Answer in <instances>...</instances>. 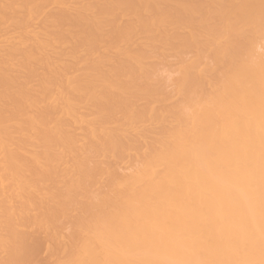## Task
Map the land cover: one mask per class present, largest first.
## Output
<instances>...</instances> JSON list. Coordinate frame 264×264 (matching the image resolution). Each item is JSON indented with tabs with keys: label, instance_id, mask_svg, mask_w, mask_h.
Here are the masks:
<instances>
[{
	"label": "bare ground",
	"instance_id": "6f19581e",
	"mask_svg": "<svg viewBox=\"0 0 264 264\" xmlns=\"http://www.w3.org/2000/svg\"><path fill=\"white\" fill-rule=\"evenodd\" d=\"M29 1L8 0L9 7L0 0V20L6 22L11 7L15 13V17L10 13L6 25L20 19L25 30L26 20L32 25L34 20L44 23L46 34L37 38V49L22 56L20 67L26 70L29 63L33 67L53 39L63 41L62 35L73 29L80 32L73 37L71 54L82 67L69 75L49 59H37L40 64L45 61L41 65L47 64L46 70L49 67L44 79L33 67L27 69L25 82L17 81L8 63L4 72L9 77L0 76V103L6 99L0 105V225L5 231L0 230V254H8L3 264L24 261L23 253L27 257L24 227L33 224L55 231L57 222L78 205L83 211L78 215L84 217L72 221L76 231L59 264L196 260L259 264V171L242 176L235 157L242 150L252 158L259 153L264 78L260 0H32V6ZM71 1L77 5L75 15H49L51 9L65 8ZM23 4L31 8L25 13L27 6L21 7L25 16L18 14ZM94 11L97 15H92ZM114 16L133 20L121 27L117 20H109ZM107 27L110 31L105 33ZM183 30L190 34L182 35ZM24 35L13 51L32 40ZM138 37H146L150 50L167 43L181 56L175 93H167L162 80L157 85L152 82L158 78L151 76L156 74L149 73L145 62L155 53L133 50ZM104 43L117 54L101 55ZM81 51L86 56L79 58ZM189 53L193 57L188 58ZM37 77L42 83L35 91L31 83ZM139 99L147 104L137 106ZM86 108L94 110L90 119L80 113ZM73 124L86 127L85 139L78 137L88 142L70 134ZM15 133L23 134L26 141L12 144ZM135 134L143 136V145L128 139ZM150 134H157L156 138ZM10 144L25 146L16 150ZM27 144L41 149L28 153L32 159L26 157ZM103 153L124 162L136 153L138 163L125 176L113 171L103 179L95 171L98 166L91 171L83 162L87 154ZM64 161L67 168H60L64 170L60 176L56 163ZM99 175L107 190L92 196L91 202L90 198L81 202L90 186L102 184ZM241 230L245 243L237 240ZM59 232L53 233L54 238Z\"/></svg>",
	"mask_w": 264,
	"mask_h": 264
},
{
	"label": "rangeland",
	"instance_id": "374dc122",
	"mask_svg": "<svg viewBox=\"0 0 264 264\" xmlns=\"http://www.w3.org/2000/svg\"><path fill=\"white\" fill-rule=\"evenodd\" d=\"M7 1L8 0H6V2H4V0H3V4L4 5H6V3H7ZM12 2L13 1H16V0H11ZM18 1V0H17ZM25 1V0H24ZM32 1V0H31ZM31 1H29L28 3H29V5L30 6H32V3H34V2H36V0L34 1V2H31ZM129 1H131V2H137L138 0H129ZM198 1H203V0H198ZM2 2V1H1ZM10 2V1H9ZM15 3V2H14ZM25 3V2H24ZM71 3V5H69V6H67V7H65V8H61V9H51L50 10V12H49V15H52L53 17L54 16H56V15H59V14H70L71 16H73V15H75L76 14V12H75V9L77 8V5H76V2L75 1H71L70 2ZM101 3H103V1L101 2ZM12 4V3H11ZM22 4V3H21ZM7 5L9 6V3H7ZM13 5V4H12ZM28 5V6H29ZM27 6V4L26 5H24L23 4V6L21 5L20 6V8L21 7H23L24 9H25V7ZM26 7V8H28L27 10H28V12L26 11H24V9L23 8H21V10H19L18 11V14L20 13L21 15L22 14H24V12L25 13H29V10L31 9V8H29V7ZM10 7V6H9ZM8 7V8H9ZM12 8V9H11ZM8 11H10V12H8V14H7V12H5L6 14V22L9 20V17L8 16H10V13H11V16H13L12 14H14V17H15V13H13L14 11V9H13V7H11ZM19 8V9H20ZM13 11V12H12ZM16 12H17V9L15 10ZM97 12L98 11H94L93 13H92V15H97ZM17 14V13H16ZM17 14V15H18ZM149 15H151V14H149ZM20 16V15H19ZM18 16V17H19ZM24 16H25V14H24ZM23 16V17H24ZM17 17V16H16ZM20 18H22V17H20ZM24 18H26V17H24ZM121 18V17H120ZM120 18H119V16H114V17H111V18H109V20H117L116 21V23L117 24H119V26H120V24H121V27L122 26H124V25H122V24H125L126 25V23H128V22H130L131 20H133V19H131V18H124V19H121L120 20ZM11 19L13 20L14 18L13 17H11ZM16 20H18L17 18H15ZM118 19L120 20V22L118 21ZM22 20H25V19H22ZM3 21H4V19H3ZM2 21V19L0 20V23L2 22V23H4V24H2V27H0L1 28V31H0V54H4L3 56H2V58H1V60H3L2 62L0 61V63L2 64H4V66H3V68L2 69H4L5 67H7L8 68V64H9V66H10V71H11V69H12V71H13V73L12 74H14V76L13 75H11L10 77H17L18 79H17V81L19 80H21V82L22 81H24L25 82V80L28 78V73L27 72H30V71H28L27 69H29V68H33L34 67V69H36V70H34V71H37L38 73H39V76L42 74H44V76H42L43 77V79H44V77L46 78V76L47 75H45V74H48L49 73V71L47 72V70H48V68H47V70H46V68L45 67H47V64L45 65V67H43V65H41L43 62H45V61H43V60H41V64H40V60H37V59H45V60H48L49 62L48 63H51L52 64V66L54 65V64H56L57 66L56 67H58V69L59 68H61V69H65V70H67V72H68V74L70 75H73L74 74V72L75 71H77L78 69H80L82 66L80 65V63L81 62H79V60L80 59H78L77 57H75V56H73L71 53L73 52V50H74V47H75V42H74V39H73V37H74V35L75 34H77V33H79L80 32V29H73V30H71L70 32H68V33H65V34H63L62 35V39H63V41H61L60 39H57L56 37H54V38H56V39H53L52 41H51V48L49 49L48 48V50L46 49L45 50V52H44V54L42 53V55H40V56H38V57H40V58H35L36 60H32L33 62H32V65H33V67H31L30 66V63L28 64L29 65V67H27V64H26V62L24 63V64H26V67H27V71L24 69V68H21L22 66L20 65V62H22V60L24 61V59L22 58V56L24 57V55L26 54V52L27 53H29L30 52V50L32 51H34V48H36L37 49V46H35V45H38V39L37 38H40V39H42L43 38V36L46 34V32L45 31H43V25H44V23L41 21H38V22H36V20H34L35 21V23H33V25L31 24L32 22L31 21H27L26 20V23H25V25L26 24H28V25H32L31 26V28H29V30H28V25H27V29H23L22 27L24 26V24L21 26V24L19 23L21 20L19 19V22H17V24H15L14 23V20H13V24L11 23H8V25H6V22L4 21L3 22ZM111 21V22H112ZM28 22V23H27ZM3 25H5V28H3L4 26ZM18 25V26H17ZM0 26H1V24H0ZM22 28V30H21V28ZM3 28V29H2ZM26 30L28 31V34L31 36V38H32V40L30 39H28V37H29V35H27L25 32H26ZM25 31V32H24ZM110 31V29H109V27H107L106 29H105V33H107V32H109ZM23 33H25L27 36H25ZM49 34H52V31H49L48 32ZM24 35V37H27V39H28V43L27 44H25V45H22V46H20V47H18V48H16L15 49V51H13L12 50V48H14V47H17L16 45H18V44H20L19 42H21L20 40L21 39H24V38H22L23 37V35ZM181 34L182 35H189L190 34V31H188V30H183V31H181ZM176 35V34H175ZM30 38V37H29ZM38 41V42H37ZM37 42V43H36ZM11 44V45H10ZM15 45V46H14ZM171 45V44H170ZM148 42H147V40H146V37H138L136 40H135V43H134V45H133V50H135L136 52H139V51H154V55H155V57H152V59L151 60H147L146 62H145V66H146V69H149L148 71H149V73H153V74H156V75H151L152 77L154 76L155 78L157 77L158 79H160L159 81H158V79H157V81H156V79H155V81H153L152 80V82H155L156 83V85H157V82L158 83H161L160 81L162 80L163 82L161 83V85H167V88L165 89V91L167 92V93H170V94H173V93H175V91H174V89H175V87H176V84H177V82H178V80L180 79V78H178V77H180L181 76V74H180V71H179V63H180V59L179 58H181V56L179 57L178 56V54L176 53V51H174L173 50V48H171L167 43H158V44H156V46H155V49H152V50H150L148 47ZM11 48V50H9ZM131 48V49H132ZM9 51V52H8ZM47 51V52H46ZM134 51V52H135ZM153 51L151 52L152 53V55H153ZM4 52V53H3ZM8 53V54H7ZM15 54V55H14ZM117 53H115V52H113V51H111L110 49H109V44L108 43H104L102 46H101V55H111L112 57L114 56V55H116ZM9 55V56H8ZM11 56V57H10ZM84 56H86V53L84 52V51H81L80 52V54H79V58H82V57H84ZM37 57V56H36ZM186 57V56H185ZM187 57L188 58H191V57H193V54L192 53H189L188 55H187ZM154 58V59H153ZM9 59H12V60H9ZM7 60V61H6ZM6 63H5V62ZM43 61V62H42ZM39 62V63H38ZM47 62V61H46ZM8 63V64H7ZM5 64H7L6 66H5ZM22 65H23V63H21ZM21 66V67H20ZM51 67V66H50ZM54 67V66H53ZM56 67L55 68H53V69H56ZM7 68H5V69H7ZM52 68V67H51ZM50 68V69H51ZM0 69H1V67H0ZM0 70V76L1 77H3L4 78V76L3 75H5V76H7V77H9V75H10V73L8 74V75H6V73L5 72H7L5 69L4 70ZM52 69V70H53ZM9 70H8V72H9ZM33 70V69H32ZM51 70V71H52ZM5 71V72H4ZM11 71V72H12ZM150 71H152V72H150ZM178 71V72H177ZM4 72V73H3ZM33 73H35V72H33ZM35 75H37L36 73H35ZM141 76H143L144 77V74H141ZM150 76V77H151ZM1 77H0V79H1ZM12 77V78H13ZM36 77V76H35ZM143 77L142 78H140V79H143ZM2 78V79H3ZM29 78H30V76H29ZM38 78V77H37ZM34 78V81L30 84L31 85V87L35 90V91H37L39 88H40V86H38L39 85V83H42L41 81H42V79L41 78ZM16 78H14V80H15ZM33 79V78H32ZM31 79V80H32ZM36 79V80H35ZM41 79V80H40ZM152 79V78H151ZM178 79V80H177ZM145 80V79H144ZM177 80V81H176ZM16 80H15V83L17 82ZM28 82H30L29 80H27ZM27 81H26V83H27ZM40 81V82H39ZM143 83H144V81L143 80H141ZM141 81H138V83H142ZM174 81V82H173ZM21 82H20V84H21ZM155 83H153V84H155ZM176 83V84H175ZM19 84V83H18ZM23 84H25V83H23ZM28 84V83H27ZM173 84V85H172ZM166 85H165V87H166ZM1 91V90H0ZM144 95V93L143 92H141L140 93V97H142ZM8 99L9 98H7V101H8ZM4 100V102H5V100L6 99H3ZM3 100H1L2 102H3ZM9 101L11 102V100L9 99ZM9 101H8V103H9ZM135 101V100H134ZM1 102V103H2ZM136 102V105L137 106H144V105H146L147 104V101H144V100H136L135 101ZM1 103H0V105H1ZM12 103V102H11ZM6 105H7V103H6ZM5 105V103H4V106H6ZM47 105H48V103H47ZM46 105V103H45V106H47ZM2 106V105H1ZM3 106V107H4ZM7 106H10L11 107V105H7ZM44 107V105L42 106V108ZM48 107V106H47ZM5 108V107H4ZM3 108V109H4ZM46 108V107H45ZM0 110H2L1 108H0ZM28 110H34V109H28ZM36 110V109H35ZM35 110H34V112H35ZM23 111H24V109H23ZM22 111V112H23ZM26 111V110H25ZM26 112H30V111H26ZM23 113H25V112H23ZM80 113H81V115L85 118H88V117H91L92 115H93V113H94V110H92V109H88V108H86V109H81V111H80ZM88 119H90V118H88ZM72 124V123H71ZM76 124H73V126L72 127H70V128H72V130L70 129L69 130V132L71 131V135L73 136H75L76 138H78L79 139V137H83L84 139H85V135H86V132H85V129H86V127L85 126H82V125H78V126H75ZM15 126V125H14ZM17 127H18V125H16ZM16 128V127H15ZM159 127H157V129H158ZM14 129V128H13ZM17 129V128H16ZM15 129V130H16ZM81 130V131H80ZM16 132H19V130L18 131H16ZM18 134L20 135V136H18ZM15 133L14 135H16V136H13L15 139H13V137H12V140H14L13 142H11L12 144H14V142H16V140H17V142L20 140V142H21V140L22 141H26L25 140V138L23 137V134H21V133ZM22 135V136H21ZM155 135H157V134H154V135H149V137L151 138V139H155L156 138V136ZM79 136V137H78ZM141 137H143V136H141V135H139V134H135V135H133L132 137H130L129 136V138L128 139H133L134 141H136V143L137 144H139V145H143L144 144V142L145 141H143L144 140V138H141ZM130 139V140H131ZM10 140V139H9ZM81 142H83V143H85V142H88V141H82L83 139H79ZM87 140V139H86ZM150 140V139H149ZM148 140V141H149ZM19 142V143H20ZM133 142V141H132ZM131 142V143H132ZM10 143V142H9ZM19 143H17V144H19ZM21 143H23V142H21ZM12 144H10V146L11 147H13V149L15 148L16 150H17V148L19 149V147L20 148H22V146L24 145L25 146V144H21L19 147H18V145L17 144H15V146H17V147H15L14 145L12 146ZM28 145V144H27ZM27 145H26V147H27ZM35 146H37V145H32V146H29L28 145V147H27V154L30 152L31 153V155H32V151L33 152H35L34 154H36V153H39V150H41L39 147H35ZM30 147V148H29ZM37 150H36V149ZM25 150H26V148H24ZM29 149V150H28ZM56 151L57 152H59L57 149H56ZM55 150L53 151V153H55L56 152ZM25 152V153H26ZM56 152V153H57ZM29 153V154H30ZM60 153V152H59ZM58 153V154H59ZM88 153V152H87ZM27 154H26V157L27 158H30V159H32L31 158V155H29V156H27ZM93 155V157H91ZM104 155V156H103ZM103 155H101V154H91V156H90V154H89V156H88V154H87V156L85 157V160L83 161L84 163H85V168L87 169V166H89L88 167V170L90 169L91 171H94V167H96V166H98L97 167V169H99V170H97V169H95V171H97V174H99V172H100V175L103 177V179H106L107 178V174L108 173H110V172H116L117 173V175H121V176H125V175H127L128 173H129V169H131L132 167V165L133 166H135L134 165V163L135 164H137L138 162H137V160H138V155L136 154V153H132V154H130V160L129 161H122V160H120V159H115V158H113V157H110L109 156V154H108V156L107 155H105V153H103ZM137 155V156H136ZM102 156V157H101ZM33 157V156H32ZM84 157H83V159H84ZM1 158V157H0ZM80 158H82V157H80ZM90 158V159H89ZM30 159H28V160H30ZM65 160L66 161H70V158H65ZM0 161H1V159H0ZM88 161H89V163H88ZM124 162V163H123ZM128 162H129V165H128ZM60 163V162H59ZM56 163V166H58V167H56V169L58 170V172L60 173V176L62 175V172L65 170V168H67L66 167V162L64 161V162H62V163ZM51 164H54V163H51ZM64 166H63V165ZM33 165H35L36 166V164H34L33 163ZM32 165V167H34ZM60 166H62V167H60ZM92 166V167H91ZM94 166V167H93ZM64 167V168H63ZM100 167V168H99ZM60 168H62V169H64L63 171H61V169ZM91 168H94L93 170L91 169ZM103 173H102V172ZM96 173V172H95ZM105 174V175H104ZM99 175V176H100ZM31 177H33L34 178V174L32 175H30ZM100 176V179L102 180V177ZM104 176L106 177V178H104ZM121 176H119V177H121ZM37 177V176H36ZM100 180V182H102V184L100 185V186H97V188H92L91 186H90V188L92 189H89V187H88V189L90 190H88V191H86V193H85V198L83 197V201L81 200V202H83V203H85L86 201H88L87 200V198L89 199L90 198V201L89 202H91L92 200H91V197L93 196L94 198L95 197H97V196H94V195H99L98 193L99 192H101L102 194H103V192L104 191H106L107 189H106V187H105V183H103L104 181H106V180H102L101 181ZM49 185V188H51V187H53L52 186V184L51 183H49L48 184ZM47 185V186H48ZM47 186H45V187H47ZM61 186V185H60ZM101 186H103V187H101ZM48 188V187H47ZM103 188H105L104 189V191H103ZM98 191H97V190ZM94 190V192H92ZM97 191V193H96V191ZM101 190V191H100ZM87 192L89 193V194H87ZM100 193V194H101ZM105 193V192H104ZM89 195H90V197H89ZM100 196V195H99ZM99 196H98V198H99ZM18 205V204H17ZM17 205L15 206V209L17 210ZM79 206L80 205H78V207L76 208L77 210H75V208H74V213H73V211L72 212H69V214H68V216L66 217V218H63L62 217V221L59 223V222H57V226L58 227H56V229H55V231L56 232H58V231H60L59 233H61V235L60 234H58V233H56V235L58 236H56L57 238H54V235L55 234H53V233H55V231L53 232V231H46V230H44V229H42V228H40V227H37V226H34L33 224H31L30 225V227L29 226H27L26 228L24 227V229H23V231H21L24 235H26V233H27V236H26V241H27V243H26V247H27V250H25L26 252V255H27V257L25 256V254L23 253V257L25 258V260L24 261H29V262H31V264H59L60 262L59 261H61V260H63L65 257V255H66V252H67V250L68 249H66L65 251H64V249L65 248H68V247H70V245H71V239H72V236L73 235H71V234H73V232H75L76 230L74 229L75 227H76V224L74 225V223L73 222H75V220H76V217L78 218L80 215H78L79 214V212L81 211V212H83L82 211V209H80L79 210ZM14 209V210H15ZM14 210H12V212L11 213H15V211ZM78 211V212H77ZM77 212V213H76ZM72 213V214H71ZM16 214H17V212H16ZM29 214H31V213H29ZM77 214V215H76ZM18 216V215H17ZM84 216H82V214H81V217H79V218H83ZM74 219V220H73ZM73 221V222H72ZM26 225V224H25ZM24 225V226H25ZM28 225H29V223H28ZM74 225V226H73ZM29 227V228H28ZM34 227V228H33ZM0 230H1V233H3V232H5L4 231V229H3V227H2V225H0ZM3 230V231H2ZM58 230V231H57ZM75 230V231H74ZM53 235V236H52ZM53 237V238H52ZM55 240H58V241H55ZM25 241V242H26ZM28 246H29V248L30 249H28ZM7 252H5V254H6ZM29 253H30V255H29ZM3 254V253H2ZM4 254V256H2L1 254H0V264H3L6 260V257H8V254L7 255H5ZM65 254V255H64ZM3 258V259H2ZM8 259V258H7ZM3 261V262H2Z\"/></svg>",
	"mask_w": 264,
	"mask_h": 264
},
{
	"label": "snow or ice",
	"instance_id": "6c2138e0",
	"mask_svg": "<svg viewBox=\"0 0 264 264\" xmlns=\"http://www.w3.org/2000/svg\"><path fill=\"white\" fill-rule=\"evenodd\" d=\"M261 10V32L264 38V0H260ZM236 170L242 176H250L257 168L259 171L260 191H261V226H260V247L262 259L259 264H264V78H262L261 94H260V142L258 158H252L247 155L246 150L237 154L235 157ZM211 240V237L209 238ZM239 243H245L246 237L241 230V234L237 237ZM163 236L160 243H164ZM12 264H31L29 261H14ZM144 264H153V262H144ZM161 264H229L226 261L219 260H196V261H165Z\"/></svg>",
	"mask_w": 264,
	"mask_h": 264
}]
</instances>
